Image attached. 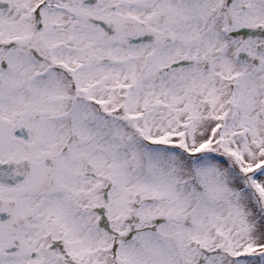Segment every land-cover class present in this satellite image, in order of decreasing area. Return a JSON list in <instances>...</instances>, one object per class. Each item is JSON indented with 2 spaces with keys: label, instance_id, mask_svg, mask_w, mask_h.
<instances>
[{
  "label": "snow or ice",
  "instance_id": "obj_1",
  "mask_svg": "<svg viewBox=\"0 0 264 264\" xmlns=\"http://www.w3.org/2000/svg\"><path fill=\"white\" fill-rule=\"evenodd\" d=\"M0 264H264V0H0Z\"/></svg>",
  "mask_w": 264,
  "mask_h": 264
}]
</instances>
